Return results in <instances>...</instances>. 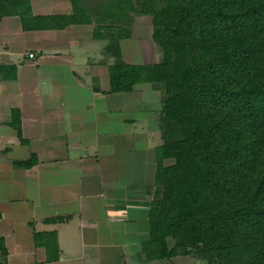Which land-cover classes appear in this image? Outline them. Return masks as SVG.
Segmentation results:
<instances>
[{"label": "crops", "instance_id": "obj_1", "mask_svg": "<svg viewBox=\"0 0 264 264\" xmlns=\"http://www.w3.org/2000/svg\"><path fill=\"white\" fill-rule=\"evenodd\" d=\"M30 3L34 15L74 11L72 0ZM93 29L87 22L28 28L20 14L0 17V64L16 66L15 77L0 72V235L7 248L0 264H175L144 250L165 89L142 81L111 91L115 56ZM143 49L142 62L162 59ZM32 154L34 164H18ZM51 230L60 250L50 260L35 235Z\"/></svg>", "mask_w": 264, "mask_h": 264}, {"label": "trees", "instance_id": "obj_2", "mask_svg": "<svg viewBox=\"0 0 264 264\" xmlns=\"http://www.w3.org/2000/svg\"><path fill=\"white\" fill-rule=\"evenodd\" d=\"M72 2L71 14L34 15L30 0H0V17L20 14L28 28L93 23L94 36L115 56L111 91L163 84L161 117L178 135L156 145L147 256L171 258L178 246L203 244L226 264H264V0ZM138 10L152 16L163 49L158 62L122 56L121 40L132 35ZM0 72L15 77L16 66L0 64ZM17 114L12 124L21 135ZM36 161L32 154L18 164ZM35 239L48 259L59 257L56 230L38 231ZM0 250L7 253L2 235Z\"/></svg>", "mask_w": 264, "mask_h": 264}, {"label": "rangeland", "instance_id": "obj_3", "mask_svg": "<svg viewBox=\"0 0 264 264\" xmlns=\"http://www.w3.org/2000/svg\"><path fill=\"white\" fill-rule=\"evenodd\" d=\"M153 31L152 16L150 14H144L141 11H136L134 27L132 35L128 38L122 39V49L124 58L132 62H142L145 60V53L143 46H145L146 52L149 54L150 59H161L163 56L162 47L151 39ZM145 45H143L144 38ZM156 141L163 142L169 140L178 135L176 129L172 130V127L168 125L167 119L162 117L159 119L158 126L155 129ZM143 138H137V143H143ZM174 158L166 159L167 163L174 162ZM155 191V188H154ZM153 191V197L155 192ZM177 239L169 236L170 247H175ZM175 264H226L213 249V246H204L203 244L193 245H181L177 247V253L173 256Z\"/></svg>", "mask_w": 264, "mask_h": 264}, {"label": "built area", "instance_id": "obj_4", "mask_svg": "<svg viewBox=\"0 0 264 264\" xmlns=\"http://www.w3.org/2000/svg\"><path fill=\"white\" fill-rule=\"evenodd\" d=\"M34 55V53H30V56H33Z\"/></svg>", "mask_w": 264, "mask_h": 264}]
</instances>
